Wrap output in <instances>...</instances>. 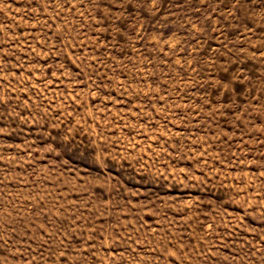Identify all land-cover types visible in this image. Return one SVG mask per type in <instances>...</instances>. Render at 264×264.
Masks as SVG:
<instances>
[{"label":"rangeland","instance_id":"374dc122","mask_svg":"<svg viewBox=\"0 0 264 264\" xmlns=\"http://www.w3.org/2000/svg\"><path fill=\"white\" fill-rule=\"evenodd\" d=\"M0 264H264V0H0Z\"/></svg>","mask_w":264,"mask_h":264}]
</instances>
